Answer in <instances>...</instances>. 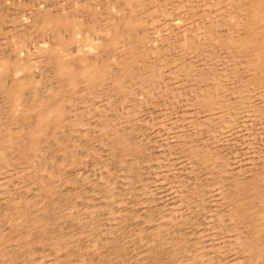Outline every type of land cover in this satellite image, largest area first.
<instances>
[{
  "label": "rangeland",
  "instance_id": "obj_1",
  "mask_svg": "<svg viewBox=\"0 0 264 264\" xmlns=\"http://www.w3.org/2000/svg\"><path fill=\"white\" fill-rule=\"evenodd\" d=\"M94 1L96 0H0V59H7L9 61L5 66L6 71L4 70V73L1 75V78L3 79L0 78V81L4 83V86H8L7 81L10 83L13 79H18L19 77L20 79H23L21 77L27 75V77H30L29 79L33 82V87L27 88V91L34 89V91L41 94L40 92L43 90V93L47 86L51 87V84L54 85V79L52 78L53 81H51V76H48L50 74L52 75V69H50L48 63L46 65L48 57L47 55L45 56L46 52L44 53V51H47L51 46L53 47L58 38L65 40L68 36L69 29L62 28L63 30L59 29L51 33H38L35 25H37L42 13H44V15L47 13L50 18L55 17L57 19L69 16L81 23V36L79 34L80 40H78L81 42L85 37L86 41L82 43L79 41L77 43H72L68 48H86L87 46V48H90V46H92L91 48H99L95 49V51L100 54L106 52L105 56L107 57H115L114 52L116 50L113 52V49H111L112 47L108 46L109 43L116 40V37L114 36L113 39L111 34L113 27H115L116 31L118 29L117 33H119L122 38H127L122 39L125 48L128 46V48H137L136 46L139 45L136 42L134 44L132 41L134 38V31L138 32V34L135 33L136 36H141L145 33L144 36L148 38V42L150 43L151 41L153 46H156V50L161 52L159 55L161 54L163 58L160 55V62H164V58L168 59L165 60L166 63H163V65H166L165 67H167V65L171 66L173 60L175 61L173 64L176 63V61L177 64L184 61L186 64H190L189 62H191L192 66L197 67V64L199 65L201 62L203 64L206 59L208 60V57L211 60V55H215L213 57L216 59L219 55H225L220 50H218L219 52H216L217 50L213 52L215 50L214 48H208L209 50L206 49L205 51L208 52V55L206 53L207 56H205L207 58L204 57L205 53L203 56L196 54L194 57L193 52L190 50L178 47L183 45L190 38H193L194 35L202 33L205 27L208 26V20L214 21L218 19V22H220L222 18H220V16L222 15H219V13L222 14L225 12L224 14H226L228 11L226 8L227 2H224L225 0H157L155 4L148 3L147 7L145 6L140 11V13H142V11L145 12L144 14H141V20L147 24L149 18L152 17L154 18L153 20L155 23L154 21L152 22L153 24L150 23L151 27L149 26V23L147 25L145 24V26H143L144 28H138V30L137 28H134L133 30V27L126 28L122 26L121 17L123 13L124 16L127 15V10H130L129 7V9L124 7L123 0L122 2L121 0ZM82 4H85V6H88L89 8L80 9L83 6ZM153 6L156 7L154 8ZM69 7H71V9ZM90 7L94 9H91ZM203 7L205 8L203 9ZM109 8L112 11H110ZM152 8L154 10L158 8L162 13V15H159L160 17L157 16V18H161L159 20L160 22L157 21L159 18L156 20L155 15L151 16V14H149L152 12ZM214 8H217L218 11ZM85 9L87 10L85 11ZM213 9L215 12L217 11V16L213 17L211 15L212 13L216 15ZM104 10H106V12ZM173 10L176 11L174 12ZM121 11L123 13L120 17L118 13H121ZM109 14L113 18H111ZM116 14H118L117 16L120 18L115 16ZM194 14L197 15V17H195ZM106 18H108L107 22ZM110 18L113 19V26H110L112 25L109 21ZM188 19L192 20L189 21ZM223 19L224 18H222V22L224 21ZM165 20L166 22H164ZM187 20L189 22H187ZM108 22L109 24H107ZM85 24L87 25L85 26ZM88 24L90 25L89 30H87L89 26ZM127 29H129L128 33H126ZM188 31L190 33H188ZM57 35L62 36L57 37ZM86 37L88 38L86 39ZM109 39H111V42H109ZM89 42L92 44L94 43V46ZM159 43L161 45L158 46ZM172 45L174 46L172 47ZM102 48H105L103 49V53H101ZM165 48H167V51L173 48V54L170 53V50L168 51L170 54L166 52ZM175 48H177V50ZM181 50L183 53L182 55ZM162 51L165 53V56L167 55L166 53H168V55L165 57ZM189 51L192 54H190L191 56L189 55ZM117 52V55L121 53L118 50ZM111 53L114 54V56L111 55ZM10 54L13 57H11ZM187 54L189 55L187 56L188 58L186 57L188 60L185 58V55ZM169 55H171L172 58H175L172 59ZM201 57H204V59H198ZM220 57L217 59L218 61H215L213 58L215 63L211 60V63L215 64L211 69L216 67L214 68V70H216L220 68L218 65L223 64L224 59L223 57L222 59ZM176 58H178L179 61L176 60ZM180 58H182L181 61ZM38 59L40 60L39 62ZM44 59L46 62H44ZM19 60L26 63L29 62L32 67L35 65H39L40 67H33L34 71L32 70L31 73L28 72L29 74L27 75L21 74L22 76L15 77L13 62ZM207 60L205 63L210 62V60ZM220 60L222 62H219ZM216 62L219 63L217 64ZM6 68L9 71H7ZM169 69L172 70V67H169L168 70L166 69L168 73ZM39 73L41 75L44 73L42 77H44V75L45 77H39ZM165 74L167 75V73ZM47 77L49 78V81H51V84ZM45 80H47L46 83ZM170 83L171 81H167L162 86V89L167 90L169 88L167 93L172 92V94H170L173 98L169 96V99L166 100L167 102L161 101L159 102L160 104H158L157 101H153L154 108L152 105H150L151 108L150 106H148L149 108L145 107L147 108L146 113L144 107L143 110L140 109L137 113L136 111H133L136 115L146 114V116H144L148 119L145 120V118L142 122L140 121V118L142 119L143 115L138 118L133 112H131V114L133 113L134 116L133 114L130 115V111L132 110L129 111L130 106H132L131 102L133 97H136L137 93H140L139 89L133 86L131 87L132 90L130 89V91L133 92L135 89L136 93L135 91L134 93H131L132 95H129L131 98H129L128 95L125 97V99L127 98L129 100L126 99L128 102L124 99L122 101L121 95L116 97L113 96V99L106 98V101H104L109 105L108 109L114 119L118 116L122 117V114L125 116L126 113L124 110H128V116L135 117V119L138 118L139 122L143 124L142 126L144 128L147 127L139 134L141 137L138 135L139 139L144 138L142 140L145 142V147H147V151L145 150V154H143V157L145 156V158H141L142 156L139 157L138 160H136L135 165L128 163V155L119 152L118 150H111L107 139L98 134L95 136L96 129L99 128V124L97 125L99 119L95 118L99 117V115L102 117L105 115L104 113L107 114L109 111L105 110L107 108L103 109L102 107V112H99L98 110L101 109V107H99V109H96L98 111V115H96L97 111H93V109L97 107V105H95L96 103L83 93L76 96L77 98L79 97V99H76V97L74 98L77 102L74 101V107L69 108V110H72L73 113L75 112L76 115H81L86 112V114L84 113L85 115L81 116L82 118L85 116L83 119L88 120H84L86 122L85 124H89L87 125L88 127L95 126L94 123L98 121L95 129H89L88 127H86L87 129L84 128V130L86 129L85 134L88 133L90 136L85 135L86 137L82 136L79 139L76 138L75 141H67V143H63L62 148L58 147L52 139L48 140L46 142L48 144H45V147L49 148L47 151L46 148H43V156H41L40 161H38L39 157L35 158V156H30L32 158L31 162L33 161L32 163L30 162L31 164L22 163L23 161H21V158H18L20 155L17 156V153L10 155V157L8 156V153V155L6 154L8 162H0V170H2L0 171V238L5 239H1L2 241L0 240V264H264V251L262 250V248L264 249V233H261V231H264L261 229L263 228V225L258 223V227L252 229L251 226H248L250 225L248 221L247 223H237L234 217H231L237 210L235 202L231 200V197H235L239 194V189L231 188L230 186V181L232 179H237V182L242 183L239 185H243L246 189H252V186L257 185H260V188L262 187V189H264V182H262L263 184L259 183L257 177H255V175H263L264 173V86L261 87L259 92L256 90L258 92L257 95H259V98L255 97L256 99L253 97L251 90L247 88L243 90V94L248 96L247 98L249 99H247L248 102L244 103L247 107L244 109L235 107L233 110L235 111L233 116L229 119L223 120V126L217 127L219 131L223 129V132L221 131L222 134L219 131L217 132L220 133L221 136L216 133L217 128L215 129L205 125L199 131L198 139L194 142L190 135L191 133L187 132L188 124L186 123L191 124L194 119L195 121H199L200 118L194 117L195 115H193L192 112V115H183L187 108V104L184 109V101L174 97V95H177V93L179 94L180 91L174 89L176 86ZM35 84L37 87H35L36 90L34 88ZM232 85L233 84L223 87V90L227 92L224 93L226 98L231 94V90L236 83H234L233 86ZM180 86H184V89L182 87V91L187 94L188 91L186 88H188V85H186V83H180ZM83 95L84 97H87L82 98ZM231 97L232 96L230 95L229 99ZM81 98L82 100H80ZM87 98H90V101ZM102 99L103 98H101V100ZM114 99L115 101L110 102ZM170 99H173L174 101H170ZM20 100L22 102L21 98ZM79 100L80 102L84 101L82 105L78 103ZM87 100L91 102V104H94L90 105ZM116 100H118V102ZM85 101L88 103L84 104ZM124 101L127 102V105H125L126 102L124 103ZM174 102H177L178 104L175 103V105H172ZM7 103L8 100H5L0 94V114H2L0 115V123L4 125L6 124L4 122H7V124L15 123L17 124L14 125L15 127H22L21 124L24 122L21 120L23 119L16 117L15 119L19 120V122H17L18 120L16 121L13 117L18 115L19 108L17 106L11 107L9 106L10 104ZM122 103L124 106L121 105ZM152 103L150 102V104ZM156 103L159 106H157ZM162 103L163 106H161ZM87 105L90 107L93 105L95 106L92 107L93 109H90ZM155 105L156 107H159L158 110ZM85 106L89 108H87L88 111L85 110ZM120 106L124 107L122 112ZM13 109H15V115H10L9 119L6 116L9 112H13ZM117 109L121 110L118 111ZM149 109H151L150 111L152 115L148 114L150 113V111L148 112ZM114 110L121 113H118V115ZM141 110L143 112H141ZM153 110L157 111L152 112ZM181 110L183 111V114H181ZM188 112L189 111L187 110L185 114ZM110 114L107 116H110ZM153 114L156 115V120L154 117L155 115ZM158 114H161L163 120L160 116V121V118L157 117ZM112 116L110 117L113 118ZM182 116H184V118L186 117V119L188 118V121H184L186 119L182 118ZM191 117H194V119H191ZM153 119L156 122H154ZM189 120L191 121L189 122ZM144 121L148 125L145 124L146 126H144ZM179 122L185 123L181 125ZM153 123L157 124V126L153 125ZM180 127L182 129H180ZM240 127L243 128L241 129V132L244 137L241 135L239 130ZM212 129H214V131ZM237 129L238 131H236ZM47 130L53 132L52 129L48 128ZM184 130H187L186 133ZM244 131L245 133H243ZM237 132L239 133L235 134ZM19 133L20 131H18L17 134L19 135ZM172 133L174 135L176 133H179L178 135L181 134L182 137L180 139L183 138L182 143L186 144V147L190 144L196 143L194 145H196V147L199 146V152L204 155L207 154L211 158L204 159L205 161L202 163H199L194 159L193 161L189 153H194V151H183L185 145L181 144V141L176 144L173 143L171 140L172 138H170ZM229 133L232 136L230 138H228L230 136ZM48 134L51 135L49 131ZM223 136H226L227 139L226 137L225 139L222 138ZM260 136H262V138ZM87 137L91 140L94 139L96 144H93L92 141V143L89 142L90 139L87 142ZM138 138H136V141ZM98 141H102L101 144H105V146L100 145V142L97 144ZM52 142L55 145L52 144ZM72 142H74V144L76 142V145ZM69 143L73 144H70V146L74 147H69ZM147 143L149 145H147ZM243 144L246 146L248 145L250 149H248V146L244 147ZM64 146H66L65 149ZM50 148L51 152L49 151ZM242 149H245L246 151ZM248 154H250V156ZM245 155H248L249 157H246ZM249 158H252V160L250 159V161ZM235 159L240 163L245 160L248 162L250 161V164L248 163V166H246L248 171L243 172L244 174H242L241 169L246 168L243 167L246 165H242L243 163L241 165L238 163L239 168L242 166L240 169L235 168L233 170L231 168L232 170H230L229 168L232 166L230 164H234V162L237 163ZM145 161L146 163L149 161L150 164L147 163L148 165H146ZM251 162H253L252 164L254 165H252ZM6 163L8 165H6ZM42 163L46 164V166ZM40 165H42L43 168L45 167L46 174H41L43 168ZM133 166H136V168H133ZM145 166L148 167V172L144 171L146 170ZM149 166L151 167L150 170ZM260 166L263 167L261 168ZM258 170L261 173H259ZM238 172L240 173L237 174ZM250 178H253V180ZM38 179L40 181H38ZM41 182L44 184H41ZM246 184L248 185L247 187ZM147 192L150 193V195ZM160 198H162L163 201ZM229 199L232 202H230ZM25 200H28V203H24ZM252 200L253 199L249 200L250 203H255V201ZM29 202L31 204H29ZM22 211H26L28 215L24 218H19V214ZM12 223L14 225H12ZM255 226H257V224ZM252 230L255 235L259 234V237L263 234L261 235L262 238H259V240L254 242ZM59 240L60 242H58ZM53 242L54 244L57 242L60 248H56L57 244L55 247L54 244H50ZM55 248L57 250H54ZM259 249H261L262 252L259 251ZM258 255L260 259H258Z\"/></svg>",
  "mask_w": 264,
  "mask_h": 264
},
{
  "label": "bare ground",
  "instance_id": "obj_2",
  "mask_svg": "<svg viewBox=\"0 0 264 264\" xmlns=\"http://www.w3.org/2000/svg\"><path fill=\"white\" fill-rule=\"evenodd\" d=\"M96 1H94V2H96ZM123 1H124L123 4L125 5L124 7L125 8L129 7L130 10H127V15H125V16H124V13L122 11H121V13H118L119 16L122 15V13H123L122 17L120 16L121 20H122V21L120 20L122 26L126 27V28L127 27H133V30H134V28H137V30H138V28H144L143 26H145L146 22L141 20L140 16H141L142 13L144 14L145 12L142 11V13H140V11L145 6L147 7L148 3L149 4L150 3L151 4H155V2L157 0H123ZM222 1H224V0H222ZM121 2H122V0H121ZM224 2H227V7L226 8L228 9V11L226 10L227 11L226 14H224L225 12L222 13V14H220L218 12L219 15H222V16H220V18L221 17L224 18L223 22H222V18H221V21L219 20L220 22H218V19H216L214 21L208 20L209 21L208 22V26H206L204 30L202 29L203 31L200 30V31H202V33L196 34V35H194V37L192 36L193 38H190L183 45L178 46V47L186 48V49L190 50L191 52H193V54H194L193 56L194 57H195L196 54L200 55V56L201 55L203 56L204 53H205L204 57L207 56L208 52H205V51L208 48H214L215 50L213 52H215L216 50H217L216 52H219L218 50L222 51V53L225 54V55H223V56L219 55L217 59H219V57L222 56L223 59H224L223 60V64L218 65L220 68L217 67L218 69H216V70H214V68H216V67H213V69H211L212 66L215 65V64L211 63V60L214 63L217 60L216 58L213 57L215 55H211L210 56V58L212 57L211 60L209 59V57H208V60L206 59L207 61L210 60V62L205 63L206 62V60H205V62H203V64H202V62L199 65L197 64V67L192 66L191 62H189L190 64H186V62H184L183 60H182L183 61L182 63H178V64H177V61H176V63L173 64V62H175L173 60L171 62L173 65L171 64V66L167 65V67H165L166 65H163V63L165 62V60L167 58H164L165 59L164 62H162V61L160 62V58H161L162 55L160 54L161 55L160 56L159 53H161V52L156 50V46L155 45L153 46V43L151 41H150V43L148 42V38H146L144 36L145 33L142 34V35L147 40L142 35L141 36H136L135 33L138 34V32L134 31L135 33H134V38L132 39V41H133L134 44L136 42L139 45L138 46H136L137 44L135 45L137 48H128L129 46L128 47L126 46L127 48H125L124 44L122 43V41H123L122 39H127V38H122L120 36V34L117 33L118 29L116 31L115 27H113L111 34H112L113 39H114V36L116 37V40L115 41L112 40L114 42V43L112 42L113 45H112V43H109L111 45L108 44V46L112 47L111 49H113L112 50L113 52H114V50H116L114 52L115 57H107V56H105L106 52L103 53L104 52L103 49H105V48L101 49V53H103V54H100V53L96 52L95 49H99V48H91L92 46H90V48H87L88 46L86 48H80V47H78V48H68L69 45L71 46L72 43H75V42L77 43L80 40L79 39V37L81 36L80 30L82 29L81 28L82 27L81 23H79L74 18H71L69 16L65 17V18H62V19H57L55 17L50 18L47 13L46 14L48 16L46 14L44 15V13H42L40 18H39V20H38L37 25H35L37 27V28L36 27L35 28H36V31L38 33L39 32L40 33L41 32L42 33L43 32H50L51 33V32H55V31H57L59 29H62V28L69 29V33H68V36L66 37L65 40L61 39V38H58V40L54 43V46H53L54 48L51 46V48H48L47 51L46 50L44 51V53L46 52L45 56L47 55V57H48V58L46 57L48 59L47 62L45 61V59H44V62H46V65L48 63L50 69H52V75L51 74L50 75L47 74V75L51 76L50 77L51 81H53L52 78L54 79V82H53L54 85L51 84V81H49V78L47 77L48 81L51 84V87L50 86L48 87L46 85L47 88L44 90L43 93H42L43 90L40 92L41 94H39L38 92L34 91V89H32L31 91H27L26 90L29 87H31V88L33 87L32 86L33 82L29 79L30 77L29 78L27 77L28 76L27 74H29L28 72L31 73L32 70L34 71L33 67L39 66V65H35L34 64L35 66L32 67L29 64V62L26 63V62H23V61H20V60L16 61V62H13V69L15 71V77L16 76H22L23 74L27 75V76L24 75L25 77H21L23 79H20V77H19L18 79H13L10 83H9V81H7L9 84L7 83L8 86H6V87L4 86V83L0 81V94L4 97L5 100H8V103L10 104L9 106H11V107H13V106L16 107L17 106L19 108L18 115H15V109H13V112H9L8 115L5 112H3V113H5L7 115L6 117H8V118H9L10 115L14 114L15 115V116H13L14 119L16 117H20L21 119H23L21 121L24 122V123L21 124L22 127H18V126L15 127L14 125H17L15 123L7 124V122H4V123H6L5 125L0 123V162L3 163L2 161L5 162V161L8 160V158L6 157L7 153L9 154V155L7 154L9 157H10V155H13V154L17 153V156L20 155L18 158L19 159L21 158V161H23L22 163L31 164L33 162V161L31 162V159H32L31 157H34V156H35V158L39 157L38 161H40L41 156H43L42 155L43 148H46L45 144H48V143H46L48 140L52 139V141H55V143H56V145L58 147L62 148L63 147V143H67V141L68 142L75 141L76 138L79 139L82 136L89 135L88 133L85 134L86 129H87L86 127H88L87 125H89V124L88 123L85 124L86 122L84 120H86V119H83L85 116L82 118V116L85 115L86 112H84L85 114L83 112H81V113H83V114H81L82 115L81 116L80 114L76 115L75 112L73 113L72 110H69V108L74 107L73 105L75 104V102H77V101H75L74 98L76 96H78L79 94H82V93L84 95H87L88 97H90L91 100L96 103L95 105H97V107H95V109L92 108L95 105H93L92 107L87 105L88 107H90V109H93V111H94L96 109H99V107H101V109H100L101 111L100 110H98V111L102 112V110L105 109V108H107L105 110L109 111V109H108L109 105H107V103L104 102V101H106V98L113 99V96L116 97V96H120L121 95L122 96V101H123V99L126 100L127 98L125 99V97L127 95L128 96L132 95L131 93H134V91L136 93L135 89H134L133 92L130 91L131 87L133 86V87L139 89L140 93L139 94L137 93V96L133 97L132 102H131L132 106H130V109L128 108L129 111L132 110V111H130V115H132L134 113L133 111H136V113H137L138 111H140V109L143 110V107H144V109H146L145 113L147 112V108H149L148 106L152 105L153 108H154V105L152 103L153 101L154 102L157 101L158 104H160L159 102H161V101L162 102L163 101L167 102L166 100L169 99L168 97L171 96L172 92L167 93V90L169 88L167 90L166 89L163 90L162 86L167 81L168 82L171 81V83L177 87V88L174 87V89H178L180 91L179 94L177 92H174V93H177V95H174V97L175 98L177 97V98L182 99L184 101V103L182 102L185 105L184 109H185L186 104H187V108L185 110V113H186L187 110L189 112L187 114H185V113L183 114L184 110L182 109L183 111L181 110L182 111L181 114H183L184 116L185 115L188 116V115H192L193 114V115H195L194 117L200 118L199 121H197V120L195 121L194 117H191V119H194V120L191 122V124L186 123V124H188L187 125L188 126V128H187L188 131L184 130L185 133H186V131L188 133L189 132L191 133L190 135L193 138L194 142H196V140L198 139L199 131L205 125H208L209 127L215 128V129L217 127L223 126V120L229 119V118H231L233 116V114L235 113V111H233L235 107H239L241 109H244L245 107H247L244 103L248 102L249 99L247 98L248 96L243 94V90L245 88H247V89L252 91L251 93H252L254 98L255 97L259 98V95H257V93L259 92L261 87L264 86V55H263V53H264V0H234V1L233 0H225ZM85 4L84 5L82 4L83 6L80 9H83V8H87L88 9L89 7L88 6L86 7ZM74 5H76V4H74ZM171 5H170V7H171ZM215 5H216V3H215ZM199 6H200V4H199ZM71 7H69V8L71 9ZM153 7L155 8L156 6H153ZM204 8L205 7H203V9ZM87 9H85V11ZM91 9H94V8H91ZM112 9H113V7H112ZM199 9H200V7H199ZM214 9H213V11H214ZM59 10H60V7H59ZM116 10H117V8H116ZM215 10H217V8ZM88 11H91V10H88ZM104 11L106 12V10H104ZM110 11H112V10L110 9ZM217 11L216 12L214 11L215 14L217 13ZM92 13H93V10H92ZM118 14H116L115 16H117ZM149 14H151V16L155 15L156 20L160 17L159 15H162V13L160 12V10L158 8L155 9V10L152 8V12L149 13ZM68 15H69V13H68ZM211 15L213 17L217 16V14L214 15L213 13ZM109 16L111 17L110 14H109ZM157 16H159V17L157 18ZM190 16H192V15H190ZM120 17H118V18H120ZM195 17H197V15H195ZM111 18H113V17H111ZM111 18L109 19V21L111 22L110 24H112L110 26H113V19H111ZM167 18H169V17H167ZM107 19L108 18H106V22H107ZM153 19L154 18H152V17L149 18V21H148L149 26H150V23H152L154 21ZM160 19L161 18H159L157 21L160 22L159 21ZM188 20H187V22L191 21L192 19L189 20V21ZM145 21H147V20H145ZM164 22H166V20ZM154 23H155V21H154ZM185 23H186V21H185ZM204 23H206V22H204ZM223 23H225V24H223ZM107 24H109V22ZM86 25L87 24H85V26ZM159 25H161V24H159ZM107 26H109V25H107ZM175 26H176V24H175ZM186 26H188V25H186ZM89 27H90V25L88 26L87 30H89ZM147 28H149V27H147ZM201 28H202V26H201ZM121 29H120V31H121ZM129 29H127L126 33L129 32L128 31ZM178 30H179V28H178ZM84 31H86V30H84ZM109 33H110V31H109ZM132 33H133V31H132ZM188 33H190V32L188 31ZM79 34H80V36H79ZM99 34H101V33H99ZM129 34H131V33H129ZM129 34H127V35H129ZM59 36L57 35V37H59ZM87 38L88 37H86V39ZM172 38H173V36H172ZM188 38H186V39H188ZM109 40H110L109 42H111V39H109ZM84 41H86L85 37L81 40V42L80 41L79 42L82 43ZM89 43H91V42H89ZM92 45L94 46V43ZM159 45H161V44L159 43L158 46ZM170 46H171V44H170ZM173 46L174 45H172V47ZM83 47H85V46H83ZM20 49H23V48H20ZM107 49L110 50L109 48H107ZM165 49H166V52H168L170 50L171 51L170 53H172V49L173 48L169 49L168 51H167V48H165ZM175 49L177 50V48H175ZM117 50L121 52L119 55L116 54ZM178 50H179V48H178ZM182 50H184V49H182ZM182 50H181V55L183 54ZM190 51H189V55L191 54ZM112 53H111V55L114 56V54H112ZM168 53H166V54L168 55ZM186 53H188V52H186ZM206 53H207V55H206ZM18 54H16V55H18ZM177 54H179V53H177ZM213 54H215V53H213ZM174 55H175V53H174ZM189 55L188 54L185 55V58L187 56H189ZM10 56L13 57L11 54H10ZM164 56H165V53H164ZM169 56H170V58H172L171 55H169ZM175 57H176V55H175ZM175 57H173V58H175ZM204 57H201V58H198V59H202V58L204 59ZM222 57H220V58L222 59ZM162 58H163V56H162ZM182 58H180V61H181ZM205 58H207V57H205ZM213 58L215 59V61H214ZM1 60H5V59H0V78H1V75L4 73L6 63L7 62L9 63V61L7 59L5 61H1ZM176 60H178V58H176ZM39 61L40 60L38 59V62ZM219 62H222V61L220 60ZM219 62H216V63L218 64ZM33 63H35V62H33ZM169 67H172V70L169 69V73L170 74L166 71V69L168 70ZM7 71H9V70L7 69ZM35 73H37V72H35ZM165 73H167V75ZM43 74L42 75L40 74L41 76L40 75H38V76L41 77V78H44L45 75H44V77H42ZM1 79H3V78H1ZM235 79H236V82H235ZM46 81L47 80H45V83H46ZM4 82H5V80H4ZM180 83H186V85H188V88L185 87L186 90L188 91L187 94H186V92L184 93V91H182V87L184 89V86L181 87ZM234 83H236V85L232 88L231 94H230L232 97L229 99L230 95H228L227 98H226V95L224 93H227V92L225 90H223V87L224 86L227 87L228 85L230 86L231 84L234 85ZM35 87H36V84L34 85V88ZM36 88H35V90H36ZM165 88H166V86H165ZM20 94H21V97H20ZM84 95L82 96V98L84 97ZM104 95H106V96H104ZM87 96H85V97H87ZM20 98L22 99V102H21ZM82 98L80 100H82ZM101 98H103V99L101 100ZM120 98H118V99H120ZM129 98H131V96H129ZM171 98H173V96H171ZM249 98H251V97H249ZM76 99H79V97L78 98L76 97ZM109 99H108V101H109ZM115 99H117V98H115ZM115 99L111 100L110 102L115 101ZM80 100H79L78 103H80V105H82L84 101L80 102ZM171 100H173V99H170V101ZM116 101L118 102V100H116ZM126 101H124V103ZM178 101H180V100H178ZM88 102L85 101L84 104H86ZM127 102H126L125 105H127ZM150 102L152 104H150ZM89 103H90V105L94 104V103L91 104V102H89ZM175 103H177V102H174V104L172 103V105H175ZM106 105H107V107H106ZM121 105L124 106L123 103ZM156 105H157V103H156ZM156 105H155V107H156ZM77 106H78V104H77ZM128 106H126V107H128ZM157 106H159V105H157ZM161 106H163V103H162ZM88 107H86V109H85L86 111H88V109H89ZM102 107H103V109H102ZM145 107H147V108H145ZM113 108H115V107H113ZM120 108H122V110L119 109L122 112L124 110L123 109L124 107L120 106ZM150 108H151V106H150ZM156 108L158 110L159 107H156ZM176 108H177V105H176ZM110 110H111V108H110ZM142 110H141V112H143ZM150 110L151 109H149L148 112ZM157 110H155V111H157ZM98 111H97L96 115H98ZM155 111L153 110L152 112H155ZM243 111H245V110H243ZM124 112L126 113L125 116H123L124 114H122V117L118 116L115 119L110 114V111L108 113L113 118H111L110 116H107V115H109L108 113L107 114L104 113L106 116L102 114L103 115L102 117H101V115H99V117H96V118L94 117L95 119H99V122H101V123H99L98 121L95 120L96 123L98 122L97 125L99 124V128L96 129V135L95 136H97V134H98L99 136H102L103 138L107 139L109 141V148L111 150H118L119 152H122V153L128 155V163H130L131 165H135L136 164V160H138L139 157L142 156L141 158H145V156L143 157V154H145V150H146L147 147H145V145H144L145 142H143V140H142L144 138L139 139L138 137L140 136L139 134L145 128H147V127L144 128L142 126L143 124L141 123L142 120L146 118L145 117L146 114H144L145 116L143 114H141V115H143L142 119H141L139 117L141 115H136L134 113L136 116H138V118H140L141 122H139L138 118L135 119V117L127 115V114H129L128 110H124ZM131 112H133V113L131 114ZM191 112H192V114H191ZM114 113H112V114H114ZM116 113L118 114L119 112H116ZM140 113H138V114H140ZM156 113H158V112H156ZM99 114H101V113H99ZM134 114H133V116H134ZM148 114L152 115L151 111ZM0 115H2V114H0ZM153 115H155V114H153ZM160 116H161V114L160 115L158 114L157 117H159L160 121H161V117L162 116L161 117ZM184 116H182V118H184ZM149 117H151V116H149ZM154 117H155V120H156L157 119L156 115ZM88 118H90V117H88ZM182 118H180V119H182ZM147 119L148 118H146L145 120H147ZM184 119H186V117ZM15 120L17 121L18 119H15ZM155 120H154V122H156ZM162 120H163V117H162ZM21 121H20V123H21ZM86 121H88V120H86ZM184 121L187 122L188 118L186 120H184ZM190 121L191 120H189V122ZM17 122H19V120ZM180 122H181V120H180ZM96 123H94L95 126L92 125L93 127L90 126L88 128L89 129L90 128L91 129H95L96 128ZM183 123H185V122H183ZM183 123H180V124L182 125ZM145 124L148 125L144 121V126H146ZM153 125L157 126V124H154V123H153ZM160 125H162V124H160ZM183 126H186V125H183ZM181 127H180V129H182ZM48 128L52 129L53 132L51 130H47ZM84 128H86V129L84 130ZM141 128H143V129H141ZM241 129H243V128H241V127L239 128L240 132H241ZM212 130L214 131V129H212ZM18 131H20L19 135L17 134ZM48 131L51 133V135L48 134ZM160 131H162V130H160ZM218 131L219 130L217 128L216 133ZM221 131L223 132V129L220 130L219 132L221 133ZM234 131H235V128H234ZM236 131H238V129ZM220 133H217V134H219V136H221ZM238 133L239 132H237L235 134H238ZM243 133H245V131ZM155 134H157V133H155ZM178 134L179 133H176L174 135L172 133L170 138H172L171 140L175 144L179 143V141H181V144H183L182 143L183 138L180 139L182 137V135L181 134L178 135ZM229 134H227V135H229ZM235 134H233V135H235ZM152 135H154V134H152ZM241 135H242V132H241ZM154 136H157V135H154ZM242 136L244 137V135H242ZM242 136H241V139H242ZM2 137H3V139H2ZM157 137H159V136H157ZM225 137L226 136H223L222 138L225 139ZM230 137H232L231 134H230V136L228 138H230ZM245 137H247V136H245ZM260 137L262 138V136H260ZM136 138H138L137 141H136ZM148 138H147V141H148ZM89 139L87 137L86 141L88 142ZM226 139H227V137H226ZM63 140H64V142H63ZM98 140H101V139H98ZM91 141L93 142V144L95 143L94 139H92V140L90 139L89 140V142H91ZM102 141H98L97 144L100 142V145L105 146V144H101ZM160 141H161V139H160ZM190 141H192V140H190ZM72 143L74 144V142H72ZM106 143H108V142H106ZM148 143H147V145H149ZM52 144H54V143L52 142ZM70 144L71 143H69V147H72V146H70ZM73 144H71V145H73ZM77 144H78V142H77ZM194 144H196V143H194ZM194 144H190L188 147H186L187 146L186 144H183V145H185L184 146L185 149H183V151L184 150L185 151H189V152L190 151H194V153H189V155L192 157L191 158L192 160L194 159L195 161H197L199 163H202V162L205 161L204 159L211 158L207 154H206L207 155L206 156L203 153H200L199 152V146L196 147V145H194ZM74 145H76V142H75ZM174 146H176V145H174ZM243 146L247 147L248 145L246 146L245 144H243ZM65 147L66 146H64V149H65ZM184 147H182V148H184ZM244 147H242V148H244ZM48 148L49 147L46 148V151H47ZM248 149H250L249 146H248ZM50 150H51V148L49 149V151ZM242 150L246 151L245 149H242ZM55 152H56V150H55ZM46 153H48V152H46ZM248 155L250 156V154H248ZM248 155H245V156L247 157ZM17 156H16V158H17ZM190 156H187V157H190ZM235 156H237V155H235ZM250 159L252 160V158H249V160ZM192 160H190V161H192ZM247 160H245V161L242 160L243 162L240 163L239 161H237L235 159V161H237V163L234 162V164H230L233 167L231 166L229 169L230 170H232V169L234 170L235 168L236 169H240L242 166H240V168H239V164L241 165L242 163H243L242 165L246 164L245 166H243V167H246V166H248V163L250 164V161H251L250 160L248 162ZM45 161H46V159H45ZM145 163H146V161H145ZM147 163H149V161ZM147 163H146V165H148ZM252 163L253 162H251V164ZM42 164H44V163H42ZM6 165H8V164L6 163ZM44 165L46 166V164H44ZM252 165H254V164H252ZM40 166H42V165H40ZM18 167H16V168H18ZM42 168H43V166H42ZM133 168H136V166H133ZM150 168L151 167L149 166V170H150ZM43 169L41 170V174L42 175H44V173H45V169H44V172H43ZM145 169L146 170H144V171H147L148 167H146ZM53 170H52V172H53ZM241 170H242V174H244L243 172H247L248 168L246 167V168H243ZM259 170H258V172H259ZM0 171H2V170H0ZM239 173L240 172H238L237 174H239ZM259 173H261V172H259ZM48 175H49V173H48ZM45 177H47V176H45ZM255 177H257V180H258L259 183L264 182V173H263V175H259V174L255 175ZM39 179H38V181L41 180V179L40 180ZM42 180H43V178H42ZM251 180H253V178ZM237 181H238L237 179H232L230 181L231 188L239 189V191L237 189H235V190H237L239 192V194L236 193L237 195L235 197L233 196L234 198L231 197L232 198L231 200H233L235 202V206H236V209H237L236 213H234L233 216H231V217H234V219L237 221V223H243V222L247 223V221H248L249 224H250L248 226H251L252 229H256V227H258V223H260V225H263V228H261V227L260 228L262 230H264V189H262V187L260 188V185L252 186V189L251 188L246 189L245 187H243V185L242 186L239 185L241 182L239 183ZM47 182H46V184H47ZM150 183H151V181H150ZM41 184H44V183L41 182ZM157 185H156V187H157ZM247 186L248 185L246 184V187ZM50 193H51V190H50ZM148 194L150 195V193H148ZM232 194H234V193H232ZM44 195H45V193H44ZM160 199H162V198H160ZM251 199H253L256 204L254 202L250 203L249 200H251ZM231 200L229 199L230 202H232ZM162 201H163V199H162ZM24 203H28V200L27 201L25 200ZM29 204H31V203L29 202ZM27 215H28V213L26 211H22L19 214V218H24ZM256 224H257V226H255ZM12 225H14V224L12 223ZM257 231H255V232H257ZM261 233H264V231H261ZM252 234H253L252 236H253V239H254L253 241L254 242L259 240V238H262L261 235H263V234H261L260 237H259V234L255 235L254 231L252 232ZM1 239L5 240L3 238H0V240ZM58 242H60V240ZM55 243L57 244V242H55ZM50 244H54V242L50 243ZM56 244H54V247H55ZM51 246H53V245H51ZM56 246H57L56 248H60L59 244H57ZM255 247H257V246H255ZM56 248L54 250H57ZM66 248H68V247H66ZM262 250L264 251L263 248H262ZM262 250L259 249V251H261V252H262ZM153 253H154V251H153ZM258 259H260L259 255H258ZM255 260H257V259H255Z\"/></svg>",
  "mask_w": 264,
  "mask_h": 264
}]
</instances>
